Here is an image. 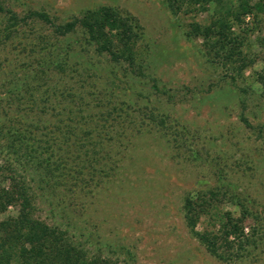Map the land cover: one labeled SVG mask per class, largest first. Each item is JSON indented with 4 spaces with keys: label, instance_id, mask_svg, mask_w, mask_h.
<instances>
[{
    "label": "rangeland",
    "instance_id": "374dc122",
    "mask_svg": "<svg viewBox=\"0 0 264 264\" xmlns=\"http://www.w3.org/2000/svg\"><path fill=\"white\" fill-rule=\"evenodd\" d=\"M0 4L20 18L46 13L57 24L89 9L111 6L137 19L143 29L141 50L147 57L143 78L83 49V41L73 36L75 55L69 69L94 65L97 73L84 80L70 70L68 77L55 75L45 63L50 51L65 57L69 38L57 39L51 26L35 20L7 38L8 16L0 11V123L15 122L18 128L32 130L31 143L41 146L37 161L43 166L20 170L35 179L31 185L38 195L37 217L68 230L91 252L121 264H264V19L255 22L251 16L232 29L252 62L237 75L213 63L202 40L185 36L188 24L209 20L213 8L200 16L175 17L165 0H0ZM40 64L50 67L56 92L44 86L33 95L26 91V80L35 82ZM65 86L66 93L85 95L96 107L95 115L111 109L97 107L100 93L106 98L114 94L112 101L125 102L123 108L132 115L127 118L123 113L115 127H104L108 150L101 153L100 164H93L95 170L81 167L89 151L80 147V141L66 140L55 127L71 116L69 100L59 91ZM151 112L165 124L152 122L146 116ZM78 135L84 137L82 131ZM55 138L51 155L45 149ZM87 147L92 149L91 144ZM107 154L109 158L104 157ZM47 163L54 178L46 173ZM0 183L7 184L1 179ZM198 191L218 193L221 213L239 217L247 209L246 233L257 244L231 261L209 254L184 218L186 196ZM17 213V207H10L0 221ZM218 228L208 216L197 226L199 231Z\"/></svg>",
    "mask_w": 264,
    "mask_h": 264
},
{
    "label": "trees",
    "instance_id": "16d2710c",
    "mask_svg": "<svg viewBox=\"0 0 264 264\" xmlns=\"http://www.w3.org/2000/svg\"><path fill=\"white\" fill-rule=\"evenodd\" d=\"M165 2L175 17L192 14L200 16L213 8L214 12L209 20L204 23L198 21L189 23L185 36L189 40H202L208 58L237 75L242 74L251 66L252 62L242 50V42L234 37L232 29L235 26H241L245 19L251 16L255 22L262 21L264 0H165ZM0 11H5L1 4ZM5 13L8 16V24L5 27L7 38L18 35L21 27L28 25L29 20L41 21L51 26L57 39L66 38L67 41L69 38L64 58L48 51L50 59L45 63L52 66L51 72L55 75L68 77L69 59L75 55L71 38L75 35L83 41L81 43L83 49H92L98 57L107 58L112 64L126 69L137 78H143L146 75L147 57L141 50L143 29L137 19L124 15L114 7L101 6L89 9L63 24H57L43 12H31L22 18L11 10H6ZM45 45L47 46V43ZM77 63L80 62L77 61ZM40 65L39 72L37 71L34 76L35 82L26 80L25 83L26 91L32 95V91H40L43 86L53 92L58 87L53 85L54 78L52 77L55 76L49 72L50 67ZM75 65L77 67L70 71L83 77L84 80L93 79V76L97 77L94 65H84L81 70L78 69L80 64ZM17 90L16 94L22 95L21 91ZM66 90L65 86L59 91L69 100L68 109L71 116L67 123L61 122L55 127L59 132H63L66 140L75 137L80 141V147L86 152L89 151L84 153L81 167L95 170L93 164H100L101 153L105 154L108 150L103 140L106 136L105 134L103 137L102 131L106 132L104 127L106 125L107 129L110 126L115 127L117 118L122 117L123 113H126L127 118L132 115L123 108L125 102L118 104L117 101H112L114 96L112 93L108 95L110 98H106L105 93L99 94L103 97L99 98L101 104L97 107L111 106L110 110L105 111V115L100 113L102 114L100 116L92 112L96 107L90 100L88 101L85 95L81 92L67 91L66 93ZM12 92L14 94L16 90L12 89ZM91 95L92 97L97 96L95 93ZM106 100L107 102H104ZM114 115L117 117L113 118ZM98 116H100L99 120ZM146 116L151 117L154 123L165 124L164 119L158 120L159 117L157 118L153 112ZM242 121L247 127H251L245 118H242ZM91 124H94V127L90 128ZM85 125L88 129L84 128ZM81 131L84 137H79L78 132ZM32 133L30 129L18 128L15 122L0 123V179L2 183H7L3 186L0 183V215L8 211L10 207L18 208L16 216L0 221V264H121L118 259L91 252L85 244L75 240L68 230L50 225L37 217L38 195L31 185L35 179H28L20 173V170L23 173L27 171V165L29 167L34 164L43 166L42 162L37 161L39 159L38 150L41 146L31 143L29 135ZM52 140L51 142L54 143L48 144L49 148L45 149L51 152V155L54 154V144L57 139ZM87 143L91 144L92 149L87 147ZM49 166L50 163H47L46 173L54 178L53 170ZM40 182L45 181L40 179ZM183 212L190 233L209 254L220 260L231 261L240 252L247 250L248 246L257 244L256 240L250 239V235L246 233L245 221L249 215L248 210L244 209L239 217L231 212L221 213L218 206V193L198 191L186 196ZM205 216L216 220V227L219 228L217 230H197V226Z\"/></svg>",
    "mask_w": 264,
    "mask_h": 264
}]
</instances>
